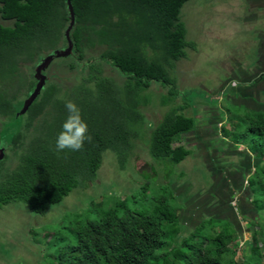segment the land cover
I'll list each match as a JSON object with an SVG mask.
<instances>
[{
  "label": "trees",
  "instance_id": "obj_1",
  "mask_svg": "<svg viewBox=\"0 0 264 264\" xmlns=\"http://www.w3.org/2000/svg\"><path fill=\"white\" fill-rule=\"evenodd\" d=\"M188 1L71 0L76 16L71 32L74 50L62 58V69L71 72L76 82L64 84L58 69L59 74L46 82L21 114L38 84L36 66L57 45L67 47L69 7L67 0H0L1 17L8 22L0 23V149L5 152L0 167L12 159L9 152H17L14 167L7 168L0 179V209L23 202L30 211L44 214L76 188L95 180L106 151L121 157L133 149L139 138L133 127L144 119L140 94L158 82L168 88L169 96L178 95L170 71L187 57V49L196 50V44L187 40L181 19ZM104 66L117 70L123 81L106 75ZM67 100L80 108L90 140L79 151L58 152L56 139L68 115ZM253 104L257 112L247 114V119L229 118L231 128L221 129L224 140L243 145V157L255 162L254 171L249 167L248 179L242 178L238 196L245 204L241 210H236L230 195L219 213L190 227L181 220L187 202L174 194L175 181L162 184L155 194L145 184L124 198L92 199L83 213L72 215L69 237L63 238L50 264H264V103L255 98ZM187 108V104L173 108L152 133L149 152L160 163L179 165L192 154L181 144L185 135L198 131L195 117L185 115ZM242 122L250 123L253 136L234 134ZM6 136L9 144L3 148ZM224 178L214 186L215 191L224 190L219 187L225 181L228 185ZM214 192H207L203 208L213 209L209 201ZM138 195L148 204L136 207ZM239 218L251 232L241 258Z\"/></svg>",
  "mask_w": 264,
  "mask_h": 264
},
{
  "label": "rangeland",
  "instance_id": "obj_2",
  "mask_svg": "<svg viewBox=\"0 0 264 264\" xmlns=\"http://www.w3.org/2000/svg\"><path fill=\"white\" fill-rule=\"evenodd\" d=\"M232 1L238 0H189L183 6L181 19L186 25L187 40L196 44V50L187 49V57L176 62L170 71L171 77L177 81L178 95L169 96L168 88L158 82H152L150 89L140 94L139 100L143 103L140 110L144 119L133 127L139 138L134 141L132 150H126V155L121 157L106 151L95 180L85 187L76 188L62 202L51 205L44 214L30 211L23 202L2 206L0 264H50L63 238L69 237L72 215L83 213L92 199L100 202L106 198H124L136 193L145 184H149L150 193L155 194L162 184L175 181L172 187L174 194L187 202L181 220L190 227L198 225L211 213H219L226 207L223 203L230 195L235 200L233 205H237V209L234 208L241 210L245 204L244 198L238 196L242 178L248 179L251 175L249 167L254 171L255 162L252 158L247 160L243 157L246 151L243 145L237 147L230 139L224 140L221 129L225 126L231 128L229 118L234 120L240 116L247 119V114L257 112L252 105L255 98L264 101V93L259 98L264 82L252 84V79L246 76L257 70L254 65L257 45L250 33L254 30L250 15L253 13L246 12V5L242 2L236 3L234 8L228 6ZM0 23L8 24L1 14ZM63 48L60 44L52 51ZM31 67L34 69V66ZM63 67L62 59L55 60L47 70L49 80L59 74V69L63 72L64 84H74L76 81L72 73H64ZM29 68L24 71L32 76ZM104 69L105 74L115 81H123L117 70L109 66H104ZM184 104L189 105L185 115L195 117L198 124V131L185 135L181 142L192 150V154L179 165L169 161L160 163L149 152L152 133L165 115ZM249 128L250 123L242 122L234 134H244L249 138L253 136ZM8 144L9 136H6L2 141L3 148ZM236 151L244 154L238 155ZM8 154L12 159L0 167V179L7 168L9 170L15 165L17 152ZM229 172L230 175H227ZM224 175L228 185L224 180L223 186L219 187L224 190L215 191L214 186L218 187ZM245 187L244 182L242 189ZM212 191L215 192L209 205L213 204V209H205L202 204ZM136 199V207L148 204L145 197L138 195ZM131 206L135 205L132 203ZM66 216L69 219L63 220ZM238 220L243 229L238 241L241 258L247 252L245 243L250 239L251 232L245 220Z\"/></svg>",
  "mask_w": 264,
  "mask_h": 264
},
{
  "label": "clouds",
  "instance_id": "obj_3",
  "mask_svg": "<svg viewBox=\"0 0 264 264\" xmlns=\"http://www.w3.org/2000/svg\"><path fill=\"white\" fill-rule=\"evenodd\" d=\"M67 117L64 120L61 131L57 135L56 150L65 149L79 151L83 148L86 140H90L88 124L83 120L80 108L71 100L65 102Z\"/></svg>",
  "mask_w": 264,
  "mask_h": 264
},
{
  "label": "water",
  "instance_id": "obj_4",
  "mask_svg": "<svg viewBox=\"0 0 264 264\" xmlns=\"http://www.w3.org/2000/svg\"><path fill=\"white\" fill-rule=\"evenodd\" d=\"M67 3H68L69 13H70V25L65 33L66 39H67V47L61 50H56L54 53L48 54L45 58L42 59L41 63L36 66L34 78L38 82V84L35 90L33 91V93L25 101V105H24L23 110L21 111V114H24L27 112L30 106L34 103V101L43 91L46 85V82L49 81L47 70L51 66V64L57 59L68 58L73 54L74 43L71 39V32L75 25L76 16H75L73 6L71 4V0H67ZM4 158H5V152L3 149H0V162L4 160Z\"/></svg>",
  "mask_w": 264,
  "mask_h": 264
},
{
  "label": "crops",
  "instance_id": "obj_5",
  "mask_svg": "<svg viewBox=\"0 0 264 264\" xmlns=\"http://www.w3.org/2000/svg\"><path fill=\"white\" fill-rule=\"evenodd\" d=\"M241 2L246 5L245 7V9H247L246 12L253 13L250 15L252 17L251 18L252 21L254 22V30L250 31V33L254 39L255 44L257 45L256 48L257 51L255 54L256 56L255 59H257V61L256 64H254L255 67H257V70H254L252 73L253 78L251 83L252 84L263 83L261 78L264 77V0H238V1H232L228 6L234 8L236 3L238 4ZM239 9L240 8H238L236 12ZM262 93H264V89L259 90V98L260 95H262ZM259 102L264 103L262 99Z\"/></svg>",
  "mask_w": 264,
  "mask_h": 264
}]
</instances>
